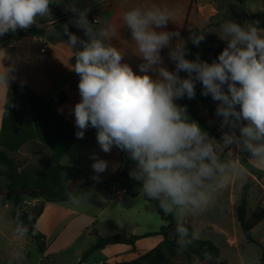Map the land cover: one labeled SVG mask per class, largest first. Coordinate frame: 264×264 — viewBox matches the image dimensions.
<instances>
[{"label":"clouds","instance_id":"clouds-1","mask_svg":"<svg viewBox=\"0 0 264 264\" xmlns=\"http://www.w3.org/2000/svg\"><path fill=\"white\" fill-rule=\"evenodd\" d=\"M54 3L0 0V37L42 27L40 21L51 15ZM64 10L73 14L72 25L87 37L82 39L70 33L67 24L62 26L73 50L72 70L79 77L80 99L71 108L76 138L83 139L91 127L102 152L116 148L127 154L134 163L129 176L139 182V195L157 202L174 218L177 244L186 249L201 235L195 229L189 232L184 217L206 211L214 193L227 187L233 176L247 173L238 160H221L220 143L247 153L249 163L264 170V28L259 21L226 20L219 31L226 46L217 58L188 59L187 41L178 31L168 30L173 10L157 3L130 7L121 21L142 60L137 72L123 62L125 54L107 42L116 31L112 25L97 32L88 20L90 9L81 10L78 0H68ZM205 39L201 31H190L187 38L196 47ZM164 49L174 64L172 70L164 64ZM6 60L12 57L0 48V89L7 93L16 68L14 63L5 65ZM197 83L202 85V96L217 102L220 129H227L219 142L190 119L187 106L175 102L194 99ZM90 159L97 174L92 179L100 181L108 161L95 152Z\"/></svg>","mask_w":264,"mask_h":264},{"label":"rangeland","instance_id":"rangeland-1","mask_svg":"<svg viewBox=\"0 0 264 264\" xmlns=\"http://www.w3.org/2000/svg\"><path fill=\"white\" fill-rule=\"evenodd\" d=\"M99 1L78 0V6L83 10L94 6ZM55 2L63 9L62 11H65L64 0H55ZM201 2L206 19L201 29L206 34V39L200 43L199 47L191 43L188 49L192 50L189 51L188 56L202 54L211 60L217 58L226 46L225 42L219 39L220 25L224 21L235 20L241 24L254 22L241 13L237 17L228 18V15L236 13L242 6L247 7L252 13H264V0H201ZM51 15H53L52 11ZM66 15L69 16L68 18H73L71 12H66ZM47 19L48 17L44 18V20ZM66 20L56 21L52 25L51 33L60 31L64 24L69 27ZM50 26V24L46 25V27ZM259 27L264 28V25H259ZM68 31L72 33L70 29ZM81 34L82 39H87L82 30ZM9 43L11 40L8 41ZM180 75L185 76L186 74L181 72ZM201 88L202 85L197 83L195 98L189 100L185 97L181 105L187 106L190 119L197 121L214 142H219L220 138L215 135L221 137V132L227 129H220L221 118L215 115L217 102H214L210 96H202ZM217 151L223 160H238L239 164L247 169L246 176H233L227 187L213 194V203L206 211L199 214L188 213L184 217V222L190 224L193 230H198L201 238L211 240L218 246L222 259L228 258L237 264H258L264 250V221L253 229L252 235L256 243H250L240 228L237 212L242 188L249 183L248 217L251 216L264 195V170L254 168L248 161V154L234 147L230 149L220 143ZM87 152L89 153L86 154L85 161H88V166L84 167L87 176L97 175L91 167L94 161L90 159V155L93 152L97 153L101 159L108 161V170L118 167L121 163L120 150L116 148H113L111 153H104L100 148H92ZM0 168H3L1 163ZM133 168L134 163L130 160L128 171ZM8 184L7 176H0V196L2 191L7 189ZM125 184L129 195L127 200L121 204L119 198L114 196L113 205L104 212L102 210L110 200L106 198L103 186L85 188L79 196L68 202H48L36 223L37 229L47 238L45 253H41L35 242L21 233L20 227L13 219V214L17 209L12 203L6 201L0 206V264H79L85 252L96 242L94 230L103 236L141 235L150 231H158L164 221L157 213L153 202H148L139 195V185L131 182ZM25 196L31 202L38 201V198ZM69 205H76L78 213L72 212L73 209H68ZM37 206L38 204L35 206L24 204L21 209L34 211ZM99 213H101L100 216H98ZM103 259L104 256L97 251L87 257L82 264H100L101 260L103 264L111 261ZM165 264H208V261H200L188 250L178 248Z\"/></svg>","mask_w":264,"mask_h":264},{"label":"crops","instance_id":"crops-1","mask_svg":"<svg viewBox=\"0 0 264 264\" xmlns=\"http://www.w3.org/2000/svg\"><path fill=\"white\" fill-rule=\"evenodd\" d=\"M151 3L167 6L174 11L175 16L173 22L168 24V30L178 31L181 38L187 41V47L191 44V41L187 40L190 31L200 29L202 32L201 28L204 27L206 19L201 0H100L94 6L88 7L90 9L87 13L88 20L93 23L97 32L109 24L116 29L107 42L119 48L125 54L123 62L130 64L137 72L139 71L138 65L142 60L136 55L131 34L122 26L121 17L123 12L130 7ZM62 12L66 15L65 11ZM71 20V17L68 18V28H73L77 35L83 38L81 30L74 27ZM56 21L53 15H50L47 20L40 21L42 27L48 31V34L44 36H20L19 34L18 38L11 39V43L2 47L12 57L11 61L4 62L5 65L14 63L16 72L8 92L0 89V150L7 152L9 156L18 161L20 172H28L32 168L40 170L55 164L56 149L64 143L68 135L73 133L75 118L71 113V108L80 99L79 77L72 70L75 62L73 50L68 47V38L63 33V28L56 33H51L52 25ZM48 24L51 26L46 27ZM15 39L17 40L15 41ZM44 45H48V48L42 51ZM191 50L189 49V51ZM161 56L164 58L165 66L169 70L174 69V64L168 59V49L162 50ZM190 56L192 55L187 58ZM150 74L155 76V73ZM29 91H31V96ZM58 96H60L61 102L57 106H52L51 100ZM182 101H184L183 98L178 105H181ZM92 148L99 149L94 128L86 131L83 139L75 137L59 158V163L77 166L82 171V176L72 184L76 190L75 197L79 196L85 188L103 186L106 198L110 200L108 204H105L102 210L104 212L113 205L112 198L114 196L119 198L121 204L127 200L129 197L125 186L127 181L116 174L121 163L118 167H112L107 172L99 174L100 181L93 180V176H87V172H84V167L88 166L85 156L87 157L86 154L89 153L87 151ZM2 166L0 171L6 169L3 164ZM114 173L116 174L115 182L106 186L100 183ZM0 176L7 175L0 174ZM7 189L2 191L0 197L6 195ZM22 198V206L24 204L35 206L38 202L29 201L25 195H22ZM22 206H15V208L19 210ZM67 208L78 213L76 205H69ZM162 241L163 236L156 235L140 239L135 245H108L99 252L104 256L103 260H111V264L127 262L144 255Z\"/></svg>","mask_w":264,"mask_h":264},{"label":"trees","instance_id":"trees-1","mask_svg":"<svg viewBox=\"0 0 264 264\" xmlns=\"http://www.w3.org/2000/svg\"><path fill=\"white\" fill-rule=\"evenodd\" d=\"M65 3L68 0H64ZM243 1V0H242ZM51 11L53 12L54 19L59 21L60 19H67L62 10L57 6L56 2L51 6ZM239 13L246 15L249 19L254 21H259V25H264V13H252L250 10L242 6L239 11L236 13H232L228 15L230 17H237ZM68 22V20H66ZM70 31L77 35L76 31L71 28ZM192 31H200V29H193ZM24 32V35L30 36H44L48 34V31L45 27L37 28L36 26H32L28 30H18L15 33H9L4 37L0 38V48L7 46L8 41L13 38H18L19 34ZM78 36V35H77ZM68 38V36L66 37ZM79 47V46H78ZM199 55L201 60H205L211 62V59H208L205 55ZM197 55H192L188 57V59H195ZM31 96V91H29ZM60 96L51 100L50 104L52 106H57L61 102L59 100ZM65 99H67L65 97ZM177 104L180 103V99L175 101ZM54 112V110H53ZM93 128H89L91 130ZM87 130V131H88ZM77 129L73 126V133L68 135V138L64 141V143L55 151V159L56 163L40 170L32 168L28 172H20L19 171V163L15 158H12L8 155L7 152L0 150V163L3 164L6 169L4 171H0V174L7 175L9 179V185L6 193L7 201L11 202L14 206L20 207L22 205V195L18 189L20 187L23 188H31L38 191V206L34 211H26L23 209L17 210L13 214V219L20 227L21 233L30 238L37 245L39 251L41 253H45L47 251L46 245V236L42 232H40L36 223L39 217L43 214L44 208L47 202H66L74 199L76 195V190L73 187V182L79 179L82 176V171L77 166L70 165H62L59 163V158L63 154V152L69 147L71 142L74 140L75 132ZM215 137H219V135H215ZM121 154V165L119 171H117V176L125 179L127 182H131L139 185V182L134 180L129 176L128 165L130 159L127 154L120 151ZM221 160L223 157L220 156ZM62 173L64 175H62ZM140 186V185H139ZM250 189V184L247 183L242 188V195L240 205L238 207L237 218L240 224V228L246 237V239L250 243H256L253 238V229L264 221V195L258 202L256 208L252 212L251 216L248 217V192ZM1 198V197H0ZM146 199V198H145ZM147 200V199H146ZM150 201V200H147ZM153 202L157 213L160 215L164 224L160 227L158 231L155 232H147L141 235H130L125 236L122 234H115L110 236H103L98 233L97 230H94L96 235V242L90 246V248L85 252L82 263L89 257L91 254L100 251L106 248L108 245L115 244H125V245H135V243L143 238H148L156 235L163 236V241L159 243L155 248L148 251L144 255L137 257L132 261L127 262H118L115 264H165L168 262L176 250L179 248L177 244V235L175 232V220L171 215L165 214L160 208L157 202ZM4 204V203H3ZM1 204V205H3ZM0 205V206H1ZM186 227L189 228V232L193 231V228L190 224H185ZM26 229V232H25ZM35 233V234H34ZM186 250L195 255L200 261H208V264H237L234 261L226 258L222 259L220 254V249L216 246L211 240L200 238L198 240H194L192 244H190ZM103 264H111L108 262H104ZM258 264H264V250L261 254V258Z\"/></svg>","mask_w":264,"mask_h":264},{"label":"water","instance_id":"water-1","mask_svg":"<svg viewBox=\"0 0 264 264\" xmlns=\"http://www.w3.org/2000/svg\"><path fill=\"white\" fill-rule=\"evenodd\" d=\"M24 35V32H21L20 33V36H23ZM17 39H15V41H16ZM116 181V174L114 173V174H112L109 178H107L106 180H103V181H101L100 183L102 184V185H109V184H111V183H113V182H115ZM21 193H23V194H25V195H27V196H30V197H32V198H38V191L37 190H35V189H31V188H23V187H20L19 189H18ZM7 201V197L6 196H2L1 198H0V205L1 204H3V203H5ZM79 264H82V262L81 263H79Z\"/></svg>","mask_w":264,"mask_h":264},{"label":"built area","instance_id":"built-area-1","mask_svg":"<svg viewBox=\"0 0 264 264\" xmlns=\"http://www.w3.org/2000/svg\"><path fill=\"white\" fill-rule=\"evenodd\" d=\"M48 48V45H44V47L42 48V51H45Z\"/></svg>","mask_w":264,"mask_h":264}]
</instances>
